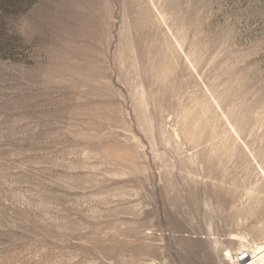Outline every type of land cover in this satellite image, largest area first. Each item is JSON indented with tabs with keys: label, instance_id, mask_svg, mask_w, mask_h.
<instances>
[{
	"label": "rangeland",
	"instance_id": "rangeland-1",
	"mask_svg": "<svg viewBox=\"0 0 264 264\" xmlns=\"http://www.w3.org/2000/svg\"><path fill=\"white\" fill-rule=\"evenodd\" d=\"M255 246L264 0H0V264Z\"/></svg>",
	"mask_w": 264,
	"mask_h": 264
},
{
	"label": "built area",
	"instance_id": "built-area-1",
	"mask_svg": "<svg viewBox=\"0 0 264 264\" xmlns=\"http://www.w3.org/2000/svg\"><path fill=\"white\" fill-rule=\"evenodd\" d=\"M232 264H264V248L260 251L242 249L235 253Z\"/></svg>",
	"mask_w": 264,
	"mask_h": 264
},
{
	"label": "bare ground",
	"instance_id": "bare-ground-1",
	"mask_svg": "<svg viewBox=\"0 0 264 264\" xmlns=\"http://www.w3.org/2000/svg\"><path fill=\"white\" fill-rule=\"evenodd\" d=\"M256 247V246H255ZM257 251H260L261 249H262V247L261 248H258V247H256L255 248ZM229 256H231V255H229Z\"/></svg>",
	"mask_w": 264,
	"mask_h": 264
}]
</instances>
